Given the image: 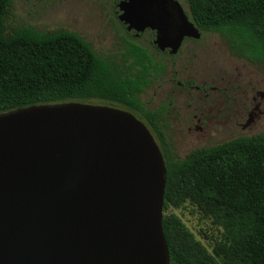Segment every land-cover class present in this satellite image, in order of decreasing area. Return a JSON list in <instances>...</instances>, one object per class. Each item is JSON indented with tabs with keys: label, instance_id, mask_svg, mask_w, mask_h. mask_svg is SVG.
Listing matches in <instances>:
<instances>
[{
	"label": "water",
	"instance_id": "obj_1",
	"mask_svg": "<svg viewBox=\"0 0 264 264\" xmlns=\"http://www.w3.org/2000/svg\"><path fill=\"white\" fill-rule=\"evenodd\" d=\"M127 30L199 39L174 0H122ZM163 155L128 111L66 102L0 115V264H169Z\"/></svg>",
	"mask_w": 264,
	"mask_h": 264
},
{
	"label": "trees",
	"instance_id": "obj_2",
	"mask_svg": "<svg viewBox=\"0 0 264 264\" xmlns=\"http://www.w3.org/2000/svg\"><path fill=\"white\" fill-rule=\"evenodd\" d=\"M12 1L0 0V115L90 100L130 112L151 132L164 158L162 228L169 264H264V134L172 157L163 137L164 112L139 98L154 67L145 49L128 43L104 56L73 32L44 33L25 25L6 36ZM184 1L199 33L220 34L264 68V0ZM186 206L221 229L211 251L180 217L167 214Z\"/></svg>",
	"mask_w": 264,
	"mask_h": 264
},
{
	"label": "rangeland",
	"instance_id": "obj_3",
	"mask_svg": "<svg viewBox=\"0 0 264 264\" xmlns=\"http://www.w3.org/2000/svg\"><path fill=\"white\" fill-rule=\"evenodd\" d=\"M118 0H13L8 17L5 21V35L19 26L25 25L44 33L69 31L77 34L88 42L97 53L109 56L118 52L122 44L119 21L114 12ZM188 12L184 0H179ZM201 52L198 59L193 60L192 71L198 73L207 86L226 90L225 102L218 113L208 109L204 121L209 127L211 137L204 141L201 136H185V121L182 118L183 97L174 96L176 103L168 118H165L166 140L172 157L183 159L190 152L221 144L238 138L264 134V68L241 52L233 50L227 39L220 34L208 33L203 42L198 44ZM188 66V67H189ZM158 90L152 85L144 100L151 107H158L168 100V91ZM171 96V97H172ZM255 98V100H253ZM213 95L209 97V108L214 102ZM162 101V102H161ZM161 102V103H160ZM89 104L105 105L101 100H90ZM160 103V104H159ZM107 104V103H106ZM239 107V115L235 125L226 120ZM259 110H256V109ZM120 109V108H119ZM253 113L254 122L250 129L242 131L241 125L249 120ZM228 118V117H227ZM229 130L222 132V129ZM183 128V129H182ZM175 214L183 221L208 251H211L216 240L220 238L221 229L212 225L211 221L200 215L195 209L186 206L182 209H169L167 214Z\"/></svg>",
	"mask_w": 264,
	"mask_h": 264
},
{
	"label": "flooded vegetation",
	"instance_id": "obj_4",
	"mask_svg": "<svg viewBox=\"0 0 264 264\" xmlns=\"http://www.w3.org/2000/svg\"><path fill=\"white\" fill-rule=\"evenodd\" d=\"M174 1L180 4L187 16V11L181 2L179 0ZM119 28L121 30L120 39L122 40L120 48L128 43H134L148 52L154 64V67L151 68L152 75L150 76V82L146 89L139 94V98L145 107L163 111L165 122V118H168L170 113L176 111L173 109L175 103L178 107L176 109L180 111L177 100L175 101L172 95L176 94L178 97H183L185 105L182 107L181 111L182 118L185 121L183 127L186 128V132H184L185 136H201L202 141L209 139L211 137L210 129L204 121V115L208 109L216 110L218 113L221 112L218 109H222V103L225 102L224 95L227 91L207 86V83H205L202 78L198 77V73L192 71V65L189 66L193 60L195 61L198 59V54L201 52L198 44L204 41L208 32L200 33L199 39L184 37L177 52L172 54L169 48L160 50L155 45L156 31L150 28H146L141 32H136L134 30L129 31L122 23L119 24ZM152 85H156L159 91L162 90L161 93L168 91L166 94L168 100L166 102L161 101L162 104H160V102L158 107H151L150 102L144 100L147 91ZM210 94H212L215 99L214 102H212V106L209 108L208 101ZM258 95L263 99L264 94ZM253 100H255V98ZM108 106L113 107L110 104H108ZM238 110L239 107L233 112L232 116H230L231 112L226 116V121L230 123L231 126H233V124L235 125L234 122H236V118L239 115ZM256 110L259 109L257 108ZM253 113L254 112L250 113L249 120L244 125H241L242 131L248 130L252 126L254 122ZM166 128L167 125L165 123L162 131L165 142L167 143ZM229 129V127H224L222 132Z\"/></svg>",
	"mask_w": 264,
	"mask_h": 264
}]
</instances>
